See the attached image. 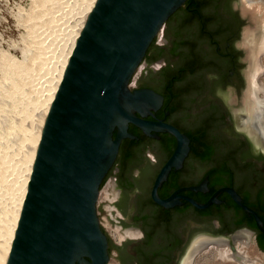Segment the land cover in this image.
<instances>
[{"label":"water","instance_id":"1","mask_svg":"<svg viewBox=\"0 0 264 264\" xmlns=\"http://www.w3.org/2000/svg\"><path fill=\"white\" fill-rule=\"evenodd\" d=\"M255 33L264 0H96L46 116L6 264H193L210 243L245 263L234 243L253 234L264 250V151L220 94L228 84L242 94L238 40Z\"/></svg>","mask_w":264,"mask_h":264},{"label":"rangeland","instance_id":"2","mask_svg":"<svg viewBox=\"0 0 264 264\" xmlns=\"http://www.w3.org/2000/svg\"><path fill=\"white\" fill-rule=\"evenodd\" d=\"M90 1L0 0V242L12 231L26 175L23 169L30 161V132L37 127L35 121L42 116L46 95L57 82ZM260 60L264 62V53ZM140 73L139 65L130 85ZM259 81L264 85V70ZM19 125L29 127L25 138L16 131ZM106 190L105 186L99 194L97 206L109 195Z\"/></svg>","mask_w":264,"mask_h":264},{"label":"bare ground","instance_id":"3","mask_svg":"<svg viewBox=\"0 0 264 264\" xmlns=\"http://www.w3.org/2000/svg\"><path fill=\"white\" fill-rule=\"evenodd\" d=\"M95 2H96V0L90 1L88 9L84 13V16L82 18V21H79L80 25L74 34V40L71 41L70 49L67 53L68 54L67 58H65L63 66L61 67V69L58 72V76H57V80H56L57 82L54 84V86H52V89H51L52 92L49 93V95H46L47 99H46V103H44V106L42 108V116L38 117V120L35 121L37 127H35L33 129V131L30 132L31 137H33V139L31 140L32 148H29V150H28V154H29L28 158H30V161L28 162V166L25 165L26 168L23 169V171L25 170L24 172H26V175L24 178V186L22 185L23 187H22L21 192H20V198L18 197L19 198V203H17L18 208H17L16 213L14 212L15 216L13 217L14 219H13L12 227H11L12 231L9 232L8 238H6V237H4L3 239L1 238L2 240L0 242V264H6L7 263L8 255H9L11 247H12V242L14 239V234L16 231L17 223H18V218H19V215L21 212L22 204H23V202L25 200V196L27 194L26 189H27V185H28L29 179H30L31 174H32V169H33L34 161L36 158L39 142L41 139L42 129H43V126L45 124L46 116H47L48 111L50 109V106L53 102V99L55 97V93L57 91V88L61 82V78H62L64 71L67 67L70 55H71L72 50L75 46V43L77 42L78 36H79V34H80V32H81V30H82V28L86 22L88 14L92 10V7H93ZM243 43L246 47V59L248 61V69H247V73H246L248 85H247V88H246L244 95H243V101L245 102V105H246V115H247L246 120H247V124H248L247 127H249V131L252 134H254L256 138L262 139L264 141V129L262 126L259 125L261 119H264V95L263 96L259 95V90L262 88V86L257 81L258 74L260 73L261 70H263L262 68L264 67V65H263L264 62L262 63L260 60L261 54L264 53V33H255V34L244 35ZM36 119H37V117H36ZM5 124H6V122H5ZM13 128H15V127H13ZM16 128H15L16 131L17 130L21 131V133L24 135V138L27 136V134L29 132V129H28L29 127H26L24 125H19ZM23 135H22V137H23ZM255 137H254V139H255ZM16 198H17V196H16ZM3 246H4V248H3ZM210 251L211 250H209L208 252H210ZM229 251H230L229 248H225V249L219 248V249L215 250V256L217 254L223 261L229 262V259L231 258V256H229ZM248 256L251 257V260H252V261H249L250 264L264 263V255L257 254L253 249L249 250ZM209 262H210V260H209ZM232 263H234V262L232 261Z\"/></svg>","mask_w":264,"mask_h":264},{"label":"flooded vegetation","instance_id":"4","mask_svg":"<svg viewBox=\"0 0 264 264\" xmlns=\"http://www.w3.org/2000/svg\"><path fill=\"white\" fill-rule=\"evenodd\" d=\"M164 27H165V25H164ZM164 27L162 28L161 35H159V37L156 39V43H158V44H164V41H163ZM243 37H244V35L240 36V38L238 40V43H239L240 50H241V52L243 54V57H244V60H245V65H243L240 68V71H241V73H242V75H243V77H244V79L246 81V86L244 87L243 92H242V94L240 96L238 95L237 89H236V87L233 84H228V85L223 86L220 89V94H221V97L223 98V100L229 106V109L232 112V116H233V119L235 121L236 126L240 130H243L244 132H246L248 134V136H249L250 140L252 141L253 146H254V148L256 150L264 151V141L262 139L256 138L255 135L252 134L249 131V127H247L248 124H247V120H246V117H247V115H246V105H245V102L243 101V95H244V92H245V90L247 88V85H248L247 84L248 80H247V75H246L247 69H248V61L246 59V47H245V45L243 43ZM146 65H147L146 61L142 60L141 63H140L141 73H142L143 68H145ZM151 65H153L155 68H160L163 65V63L160 62V61L154 60L150 64V66ZM263 70L260 71V73L258 74V77H257L258 83L262 86V88L259 90V95L260 96L264 95V85L262 83H260V81H259L260 74L262 73ZM141 73H140V75H141ZM140 75H138V77ZM137 86H138V84L136 82V84L133 85V87H137ZM259 125L262 126L263 129H264V119H261ZM254 137H255V139H254ZM147 154L154 161H157V158L155 157L154 153H152L150 151H147ZM114 179H117V176H114ZM111 180H112L111 176H108L106 178L105 182L103 183V185L100 188V193H101V191L103 190V188L105 186H106V189H107L106 191L109 192ZM101 203L102 202H100V204ZM101 218L103 220H108V214L107 213H102L101 214ZM103 220H100V222L106 227L107 231L109 232V234L112 237V239L114 240V242H116L118 244H122L123 240L126 239L125 234L117 226H114V225H112L110 223H106ZM142 236H144V231L143 230H134V231H131L129 233V237H142ZM256 236H257L256 234H253L252 241L249 243V245H247L243 241L236 240V242L234 243L235 248L238 251H240L242 254L247 255V256H248V252H249L250 249H253L257 254L263 255L264 254V250H262L261 247L259 246ZM219 248L220 249H225V248H229L230 249L229 256H231V258L229 259V262L230 261L231 262L227 263V264H250L249 261L244 263L242 261L237 260L235 257H233L232 256V247H231V245L229 243H226V244H223V245H219V244H216V243L208 244V247L203 248L202 251H200L199 253L196 254V256L194 258V261H193V264H209V263L210 264H220L222 259L217 254L215 256V250H217ZM209 250H211V251L208 252ZM111 251H112L113 254L118 255V250L116 248H112ZM209 260H210V262H209ZM232 261L234 263H232ZM108 264H121V263L115 257L110 256ZM255 264H260V263H255ZM261 264H264V263H261Z\"/></svg>","mask_w":264,"mask_h":264}]
</instances>
